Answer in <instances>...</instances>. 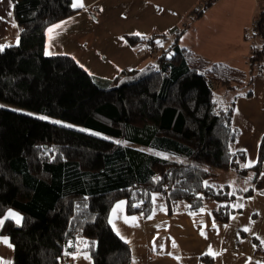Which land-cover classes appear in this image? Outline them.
I'll use <instances>...</instances> for the list:
<instances>
[{"label":"trees","instance_id":"trees-1","mask_svg":"<svg viewBox=\"0 0 264 264\" xmlns=\"http://www.w3.org/2000/svg\"><path fill=\"white\" fill-rule=\"evenodd\" d=\"M11 1L20 34L0 49V235L13 247V264H62L75 252H87L93 264H131L130 244L110 223L121 200L128 214L144 217L155 194L168 214L182 201L189 212L215 202L210 212L220 223L241 211L232 204L236 193L249 197L253 187L235 193L213 180L232 171L256 182L264 133L256 162L246 167L245 151L233 148L238 95L222 104L214 91L237 92L250 85L255 67L264 68V9L254 17L247 73L182 48L176 36L144 66L106 79L70 55L44 54L46 27L75 12L72 0ZM124 36L132 45L153 40Z\"/></svg>","mask_w":264,"mask_h":264},{"label":"crops","instance_id":"crops-1","mask_svg":"<svg viewBox=\"0 0 264 264\" xmlns=\"http://www.w3.org/2000/svg\"><path fill=\"white\" fill-rule=\"evenodd\" d=\"M210 1L211 4L204 8L202 13L205 11L207 13L215 8L216 10L212 11L215 15L212 22L213 25H217L218 27L227 23L230 19L231 22L238 20L239 25H247L252 19L254 20L259 8L260 10L264 9V0ZM78 2H81L83 7H73L74 0H72V7L75 12L46 27L44 31V54H66L77 60L79 57L77 55L86 50L88 53L92 52L93 58H101L103 56L100 53L110 41L115 44L120 43L128 46L127 49L132 48L137 53L138 59L133 63H129L130 65L127 64L128 66L125 65L117 67V70L114 69L113 77L124 68L142 67V63L147 61L149 55H151L150 53L155 51L158 46H154V43H158L155 40L151 43V48H148L145 43L144 45H132L126 40L124 35H140L144 37L146 34L143 32L144 30H139L140 26H145L148 29V26L152 23L159 24L164 19L165 12L169 16L175 13L177 15L180 14L178 8L170 6L173 0H78ZM190 17L189 13L188 16L185 12L180 14L181 23L185 21L184 19ZM183 26L184 28L181 32L184 35L185 32H189L190 24H187V31L185 30V24ZM49 29L52 31H49ZM19 34L20 28L14 19L12 1L0 0V49L16 43ZM191 34L195 35L196 30H193ZM157 35L152 30V34L146 37L153 39ZM115 41H118V43ZM120 44L118 45L120 46ZM188 50L195 51L192 48H188ZM194 53L199 54L196 51ZM199 55L212 60L205 53ZM249 55L250 52L236 54V56L227 54L223 61L213 60L212 62L218 61L247 73L249 69L247 61ZM83 67L86 68L85 66ZM86 70L91 73L87 68ZM261 71L257 72L254 70L252 82L248 87H243L244 90L242 92H236L238 97L233 104L232 124L238 130V137L233 144V148L245 151V165L251 166L256 162L259 141L264 133V68ZM95 76L106 79L112 78ZM249 90L251 94L246 95V92ZM255 186L260 191L259 198L256 197V199L253 198L255 200L250 199V201L246 199L249 205H251V209H253L250 212V219L255 224L253 234L247 236L245 234L242 237L239 226H233L235 222H238V219L234 217L239 216L238 214L242 213L240 211L234 214L227 223H222L224 225L219 229H208L201 232L206 243H209L211 238L216 236V234L217 238L215 239L218 242L216 245L208 246L206 250L194 254H182L181 252L159 254L158 251L160 250L157 246L159 243L158 237L164 231L169 230V234L175 236L176 239L181 237L187 241L193 240L199 234L200 228L192 225L200 218L197 214H200L199 212L202 210L189 212L185 210L184 205V207L178 209L179 211L177 210L178 212L175 211L172 214H168L164 204L163 210L158 212L153 210L149 216L144 217L140 213L128 214L124 202L123 206L119 204L118 211L115 213L116 219L114 223L111 220L110 223L120 237L127 241L130 246L132 238L138 239L134 253L132 249L131 264H206L200 260L202 255L212 256L213 260L211 264H264V162ZM207 210L210 214V219L212 218V223H216L217 221L213 219L210 208ZM9 214L10 212L6 214V217L12 218L17 222L18 217ZM3 220L0 219L2 223ZM20 220L21 217L19 218V222ZM2 223H0V227ZM228 224H231L230 227H227ZM135 225L136 227L134 228ZM254 238H258L262 243V253L255 252ZM150 250H153L154 253H150ZM64 263L93 264L87 252H75L64 256L62 264ZM0 264H13V247L9 239L1 235Z\"/></svg>","mask_w":264,"mask_h":264},{"label":"rangeland","instance_id":"rangeland-1","mask_svg":"<svg viewBox=\"0 0 264 264\" xmlns=\"http://www.w3.org/2000/svg\"><path fill=\"white\" fill-rule=\"evenodd\" d=\"M208 1L209 0H176V1L173 0L170 6L178 8L180 14H183L185 12V14L188 16L189 13L191 17L184 19L185 21L181 23L180 14L177 15V13H175V14H170L169 16L167 12H165L164 19L162 20V22H159V24L152 23L151 25L148 26V29L145 26H140L139 30H144L143 32H145L146 36L151 35L152 30L154 31L155 34H158L155 38H153L155 42L158 41V43H154L155 47L158 45L157 48L155 49V51L157 50L158 51L154 52V55H157V53L163 48L168 47L172 43V41L176 38V36L179 38L178 43L180 46L186 48L187 50L188 48H192L196 52H199V54L202 53L207 54V56L212 59L209 60L207 58V60L211 62L213 60L223 61L225 59V55L227 54L236 56V54L239 55L245 52L249 53L252 47L256 45L257 42L256 39L257 37L255 36V30L253 25L254 20L252 19L247 25H239L238 20L231 22L230 19L227 23L222 24L221 27H218L217 25H213L212 22V19L215 18V15L213 14L212 11L216 10L215 8H213L214 10H211L207 13L205 11L200 16L195 17L194 15L196 14V12L200 10L203 4H205ZM184 24L186 28H187V24H190L189 26L190 30L188 32L187 31L188 28L187 29L185 28L187 32H185L183 35V32H181V30L184 28L183 26ZM193 30H196L195 35L191 34ZM146 36H144L145 38L144 40H146L147 38ZM153 40L152 42L151 41L143 42L140 44L144 45L145 43L148 48H151L150 45H152L151 43H153ZM115 42L118 43V41ZM118 44H115L112 41H110L108 45L106 46L104 45L105 48L100 53V55L103 56L101 58H93L92 52L88 53L86 50H84V52L82 51L80 55H77L79 56L77 58V61H79V63L85 66L94 75H98L101 77L104 76L113 77L114 69L117 70V67L119 68L125 65L128 66L130 65L129 63H133L138 59L137 53L132 48L127 49L128 46H124L123 44H120L119 46ZM83 54L84 56L82 57ZM151 60L152 57L151 55H149L145 63ZM145 63H142L141 66H144L143 64ZM259 68L260 67H255V70L257 72L258 71L262 72L261 70H259ZM248 86L249 85H246L245 87ZM243 90L244 88L239 89L238 92H242ZM237 93L235 91L225 92V90L222 87H218L214 91V97L219 103L224 104L227 102L229 103L230 100L233 99V96ZM218 173H219L218 176L213 180V183L218 187H221L223 184H228L230 186L231 191H234L235 193L236 190H238L239 188L245 189L248 188L249 186L253 187L254 193L251 196L242 197L240 195H237L236 193V198L232 202L233 206L236 208L238 207L241 208V212H242L241 214H238L239 216L234 217L235 219H238V222H235L233 226L236 227L239 226V228L241 229L240 235L242 237L245 236V234L246 236L252 235L253 234L252 232L254 231L253 227L255 224L250 219L251 216L250 212H252L253 209H251V205H249L248 201H250V199L253 198L256 199V197L259 198L260 196L259 195L260 191L255 186L256 182L250 183L249 181L241 179L238 176H236V174L232 171L229 172L219 171ZM246 199H248V201ZM119 204L123 206L124 201L123 200L118 201L112 207V211L110 214V220L112 223H114V220L116 219L115 213L118 211ZM184 205L185 204L183 201L180 202L179 208L184 207ZM214 205H216L215 202H207L205 207L202 209V211L199 212L200 214H197L198 216H200V218L196 220L195 224L192 226L199 227L200 232L193 240L187 241L186 239H182L181 237H179V239L178 238L176 239L175 236H171L169 234V230H166L163 232V234L159 235L158 237L159 243L157 244V246L160 251H158V253L162 255L172 254L176 252H181L182 254H194L197 252H201L202 250H206L208 246L216 245L218 242V240L215 239L217 238V234L216 236L211 238V241H209V243H206L204 241V237L201 234V232H204L205 230L208 229L216 230L222 227V225H224L220 222L212 223L211 220L212 218L210 219L209 216L210 214L208 213L207 209H209ZM153 206H154L153 210L157 212L164 209V201L162 196H160L159 194H155L153 196ZM9 212L14 214L13 215L14 217L17 216L18 218H20V215L17 212L15 211H9ZM230 225L231 224H228L227 227H230ZM135 227L136 225L134 226V228ZM258 241L260 244H262L259 239ZM130 242L134 253L135 246L136 244H138V239L132 238V241ZM154 242L156 244V240ZM150 253H154L153 250H150Z\"/></svg>","mask_w":264,"mask_h":264},{"label":"snow or ice","instance_id":"snow-or-ice-1","mask_svg":"<svg viewBox=\"0 0 264 264\" xmlns=\"http://www.w3.org/2000/svg\"><path fill=\"white\" fill-rule=\"evenodd\" d=\"M73 7H83V4L81 2H78V0H74ZM57 27H59V25H57ZM49 31H52V30L49 29ZM245 166L247 167L251 165H245ZM9 215H14V214L10 213ZM0 223H2V221H0ZM17 223H19V218H17Z\"/></svg>","mask_w":264,"mask_h":264},{"label":"water","instance_id":"water-1","mask_svg":"<svg viewBox=\"0 0 264 264\" xmlns=\"http://www.w3.org/2000/svg\"><path fill=\"white\" fill-rule=\"evenodd\" d=\"M65 264V263H64Z\"/></svg>","mask_w":264,"mask_h":264}]
</instances>
